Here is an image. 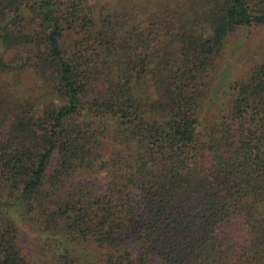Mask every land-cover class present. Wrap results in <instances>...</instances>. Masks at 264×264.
<instances>
[{
    "label": "trees",
    "instance_id": "obj_1",
    "mask_svg": "<svg viewBox=\"0 0 264 264\" xmlns=\"http://www.w3.org/2000/svg\"><path fill=\"white\" fill-rule=\"evenodd\" d=\"M252 26L264 0H0V264H264V58L201 112Z\"/></svg>",
    "mask_w": 264,
    "mask_h": 264
},
{
    "label": "rangeland",
    "instance_id": "obj_2",
    "mask_svg": "<svg viewBox=\"0 0 264 264\" xmlns=\"http://www.w3.org/2000/svg\"><path fill=\"white\" fill-rule=\"evenodd\" d=\"M225 60L221 63L219 70L213 74L212 83L216 92L213 104L206 109L203 100L202 114H208L219 110L229 94L232 84L246 76L249 67L255 62L264 58V31L259 27H251L240 38L229 37L225 43ZM206 111H205V110Z\"/></svg>",
    "mask_w": 264,
    "mask_h": 264
}]
</instances>
